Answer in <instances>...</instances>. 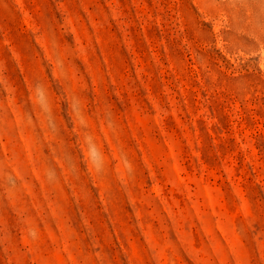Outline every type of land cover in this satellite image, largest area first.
Listing matches in <instances>:
<instances>
[{"label": "rangeland", "instance_id": "obj_1", "mask_svg": "<svg viewBox=\"0 0 264 264\" xmlns=\"http://www.w3.org/2000/svg\"><path fill=\"white\" fill-rule=\"evenodd\" d=\"M0 264H264V0H0Z\"/></svg>", "mask_w": 264, "mask_h": 264}]
</instances>
